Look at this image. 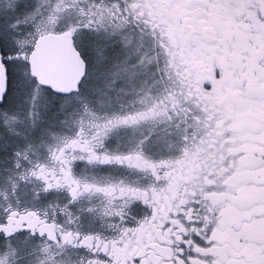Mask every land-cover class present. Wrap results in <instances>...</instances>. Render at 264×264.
<instances>
[{
	"label": "snow or ice",
	"instance_id": "snow-or-ice-1",
	"mask_svg": "<svg viewBox=\"0 0 264 264\" xmlns=\"http://www.w3.org/2000/svg\"><path fill=\"white\" fill-rule=\"evenodd\" d=\"M0 264H264V0H0Z\"/></svg>",
	"mask_w": 264,
	"mask_h": 264
}]
</instances>
